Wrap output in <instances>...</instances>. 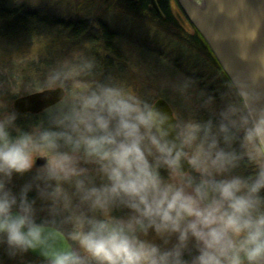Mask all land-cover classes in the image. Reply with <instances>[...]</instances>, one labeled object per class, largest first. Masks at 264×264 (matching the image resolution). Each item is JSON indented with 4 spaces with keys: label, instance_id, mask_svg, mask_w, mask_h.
Returning <instances> with one entry per match:
<instances>
[{
    "label": "clouds",
    "instance_id": "clouds-1",
    "mask_svg": "<svg viewBox=\"0 0 264 264\" xmlns=\"http://www.w3.org/2000/svg\"><path fill=\"white\" fill-rule=\"evenodd\" d=\"M93 68L85 58L72 75L49 73L65 96L47 126L23 130L16 112L0 115V247L10 257L39 250L44 264H264V164L224 175L240 157L221 147L241 128L264 145V118L243 107L248 93L237 92L241 106L226 105L218 124L186 126L183 144L199 141L192 163L208 176L193 182L180 171L183 147L167 139V115L121 85L87 79ZM116 207L130 211L114 216ZM67 223L71 242L56 247L47 230L63 235Z\"/></svg>",
    "mask_w": 264,
    "mask_h": 264
},
{
    "label": "rangeland",
    "instance_id": "rangeland-1",
    "mask_svg": "<svg viewBox=\"0 0 264 264\" xmlns=\"http://www.w3.org/2000/svg\"><path fill=\"white\" fill-rule=\"evenodd\" d=\"M131 3L128 0H0V14L7 15L10 9L22 7L21 17L12 14L9 15L11 20L6 26L0 23V30L2 29L0 37L3 38V40L0 38V105L3 106L0 108V115L13 112L12 102L16 97L41 90L36 88L45 84L42 78L30 81L20 77V74L18 76L15 71L16 67L30 62L36 63L40 58L53 62L55 68L60 64L67 68L73 67L87 58L94 61V68L87 79L95 81L99 79L100 82L121 85L133 91L148 104H152L158 97L175 100L173 87L180 77L177 67L175 69L172 66L175 63V56L182 62L183 59L189 60L185 55H195L194 47L185 43L189 34L183 30L185 24L183 25L177 16L180 15L187 25L191 24L175 0H169L171 20L174 24L169 20L161 22L162 17L158 15L156 17L158 20H154L153 16L152 19L137 18L139 10L142 9L136 6L135 0ZM30 14L35 15L39 21L33 22ZM54 22L63 24L64 28L74 25L72 31L75 29L78 31L79 28L76 26L78 24L90 27L92 29L90 42H87V38L84 40L83 35L73 42L71 34L64 37V32L58 31V28L54 27ZM102 26L106 27L109 34L114 35L111 46L114 52L109 60L110 71H107L106 60L92 56L93 50L101 47L102 43L100 40L96 41V37L103 32ZM77 47L83 49L79 50ZM185 49L188 50L187 53ZM169 50L172 51V57L167 56L166 60L163 59L165 54L161 52ZM72 56L77 59L74 60ZM32 65L35 68L38 64ZM70 72L72 74L74 69ZM107 73L109 82H106ZM47 88L52 87L49 85ZM160 172L165 178L169 176L166 168H161ZM30 175L31 173H26L23 177H16L14 185L19 188ZM224 175L234 174L229 171ZM185 179L190 177L186 175ZM99 182L97 178V183ZM35 195V190L29 193L30 197ZM40 203L38 200V207ZM129 211L124 207H116L113 208L112 215L126 216ZM40 215L43 216L45 213ZM63 227L64 232L68 233L73 230L74 225L67 223ZM147 238L161 243L151 231ZM0 264H44V261L30 258L25 252L10 257L4 247H0Z\"/></svg>",
    "mask_w": 264,
    "mask_h": 264
},
{
    "label": "water",
    "instance_id": "water-1",
    "mask_svg": "<svg viewBox=\"0 0 264 264\" xmlns=\"http://www.w3.org/2000/svg\"><path fill=\"white\" fill-rule=\"evenodd\" d=\"M153 4L154 1L151 0ZM189 23L199 32L214 57L222 67L235 90L246 91L244 105L251 113L253 121L264 118V0H175ZM65 96V90L46 88L16 97L12 109L17 114H40L57 105ZM152 106L167 115L164 128L168 130L167 139L177 147H183L185 155L181 158L182 173L192 180L208 179L203 172L186 157V147L180 136L176 119L168 103L156 100ZM264 152V145H261ZM37 165L44 163L38 158ZM219 179V178H217ZM56 234L50 240L56 247H67L70 243L65 234L49 228ZM28 256L45 261L39 250H28Z\"/></svg>",
    "mask_w": 264,
    "mask_h": 264
},
{
    "label": "flooded vegetation",
    "instance_id": "flooded-vegetation-1",
    "mask_svg": "<svg viewBox=\"0 0 264 264\" xmlns=\"http://www.w3.org/2000/svg\"><path fill=\"white\" fill-rule=\"evenodd\" d=\"M153 1L156 6L151 0H135L136 6L142 9L139 10L137 18L152 19L153 16L154 20H158L156 18L158 15L162 17L161 22L163 20L172 22L170 9L168 12H165L160 8L157 0ZM144 8L150 13L145 15ZM179 16L177 17L181 19L180 22L183 25L185 24L183 30L189 34V37H186L185 43L194 47L195 55H185L189 57V60H186L187 62L190 61L189 63L184 59L181 62L175 56V63L173 62L172 66L175 69L177 67L176 70L180 74L179 79L173 87V94L176 95V98L175 100H168L164 97H158L157 99L163 98L168 103L180 130V136L183 139L186 126L189 123H204L211 119L214 124H218L220 111L228 104L240 107L241 98L237 95L234 86L199 32L192 25H187L185 20H182ZM164 52H161V54H165L163 59L166 60L167 56L172 57L171 50ZM185 52L187 53L188 50L185 49ZM243 107L247 111L244 104ZM198 145V140L185 144L186 157L191 163V158L197 155L199 151ZM221 147L239 154L240 158L236 162V166L228 170V172L230 171L234 175L248 177L258 171L259 165L264 164V152L261 145L254 142H246L242 128L235 132V138L231 145H226L221 140ZM196 170L202 172L197 166Z\"/></svg>",
    "mask_w": 264,
    "mask_h": 264
},
{
    "label": "trees",
    "instance_id": "trees-1",
    "mask_svg": "<svg viewBox=\"0 0 264 264\" xmlns=\"http://www.w3.org/2000/svg\"><path fill=\"white\" fill-rule=\"evenodd\" d=\"M132 1L133 0H128V2L130 4H132L131 3ZM157 1H158V4H159L160 8L163 11H165V12L169 11V6H168L169 0H157ZM14 6H16V5H14ZM20 8H22V7L16 6V9H10V11H8V13L6 12L7 15H5V13L4 14H0V23H1V25L6 26L8 24V22L11 20L9 15L15 14V16L21 17V12L22 11L20 10ZM143 11L145 12V15L148 14L146 8H144ZM29 17L35 23L39 21L38 19H36L35 15L32 16L30 14ZM54 24H55L54 27L58 28L57 29L58 31L62 30L61 33L64 32V34H65L64 37H66L70 33L71 36H72L71 38H74L73 42L77 41V38L79 36H82V35L84 36L83 37L84 40L87 38V42L88 41L90 42L89 39H90L91 33H92V31H91L92 29L90 27H88V26L86 27L85 25L78 24V25H76L79 28L78 31H77V29L72 31V27H74V25H71V27H68V28H67V26H65V28H64L63 24H56L55 22H54ZM79 25H81V28H80ZM102 30H103V32H101V35L96 37V41H98V42H99V40L101 41V43H102L101 47H99V49L95 48L93 50L92 56H94L96 59L100 57V58L106 60L108 62L107 71H110L111 68L109 67L110 66V61L109 60H110L111 54L114 52V51H112V48H111L112 41H113L112 38L114 37V35L113 34H109L107 32V30H106V27H104V26H102ZM0 38H1V40H3L2 37H0ZM80 43H82V42H80ZM81 46H84V45L81 44ZM77 49L80 50V49H83V48L77 47ZM72 57H73L74 60L77 59L74 56H72ZM78 58H80V57H78ZM63 61L66 62V60H63ZM32 64H38V65L35 66V68H34ZM58 67H64L67 70L68 74L71 73L70 70L74 69V66L73 67L69 66L67 68V67H65L64 64L63 65L60 64V66H58ZM54 68L55 67H54V63L53 62L50 63V62L45 61L42 58H40V59L36 60V63H31L30 62V63H28L26 65L22 64L20 67H16L15 71L18 73V76L20 74V77H24L25 79H29V80L30 79H34V80L38 81V78H42L45 81V82H43L45 84L44 85H39L38 88H36V89L39 90V89L47 88L49 86L46 83V77L49 75V73ZM70 75H72V74H70ZM106 76H107L106 82H109L108 81V76H109L108 73H107ZM98 80H96V81H98ZM56 106H54V107H52V108H50V109H48V110H46V111H44V112H42L40 114H37V115H32V114L20 115V114H17V119H16L15 123H16L17 126H19L23 130H32L34 127L41 126V125L47 126L48 120H49L50 110L51 111H55ZM12 134L13 135L17 134L14 129H13ZM162 168H164V167H162ZM163 170H165V169H163Z\"/></svg>",
    "mask_w": 264,
    "mask_h": 264
}]
</instances>
